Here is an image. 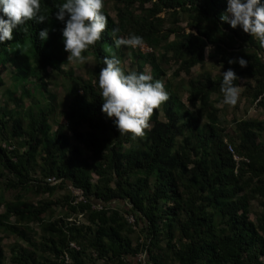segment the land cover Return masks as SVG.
Instances as JSON below:
<instances>
[{
  "label": "trees",
  "instance_id": "1",
  "mask_svg": "<svg viewBox=\"0 0 264 264\" xmlns=\"http://www.w3.org/2000/svg\"><path fill=\"white\" fill-rule=\"evenodd\" d=\"M113 1L117 19L104 7L108 26L85 51L96 62L89 79L61 66L69 53L55 12L65 0H41L49 19L17 26L13 39L0 44V63L13 65L22 85L20 95L10 92L0 106V188L14 193L7 201L0 192V231L17 239L10 264H143L135 261L142 253L145 264H264V212L251 220L252 201L264 204V120L238 121L235 136L227 132V108L213 99L223 98V74L204 72L186 83L188 100L205 109L196 116L166 83L170 97L154 110L143 136L119 132L114 118L101 111L98 86L109 46L122 66L130 47L117 48L114 41L134 33L152 53L132 52L136 68L122 67L125 72L144 73L149 62L154 79L163 80L172 62L180 66L176 77L189 76L209 58L222 71L233 68L235 84L245 79L243 96L264 111V46L221 21L226 0ZM183 19L191 31L179 25ZM45 27L49 37L41 41ZM240 57L248 60L246 67ZM49 68L70 86V102L60 112L65 123L54 122V95L44 105L28 87L32 79V85H44L42 98L49 93ZM229 145L248 162L238 164ZM83 154L88 161L80 159ZM38 171L40 178L34 176ZM51 177L58 182L49 183ZM71 187L84 192L83 201ZM60 190L68 194L58 200L37 205L29 199ZM113 201L129 209L112 207ZM80 215L87 224L68 221ZM0 264H7L1 245Z\"/></svg>",
  "mask_w": 264,
  "mask_h": 264
},
{
  "label": "clouds",
  "instance_id": "2",
  "mask_svg": "<svg viewBox=\"0 0 264 264\" xmlns=\"http://www.w3.org/2000/svg\"><path fill=\"white\" fill-rule=\"evenodd\" d=\"M226 5L221 21L230 24L233 29L240 27L264 46V0H226ZM104 7L105 0H65L56 6L55 17L64 25L61 31L65 51L69 53L68 60L78 63L87 61L85 51L101 40L108 26ZM0 13V44L13 39V30L17 26L28 21L43 23L49 19L42 12L41 0H0ZM49 31L48 27L39 31L41 41L48 39ZM118 31L112 29L113 34ZM114 43L117 48L123 45L135 49L142 48L145 40L133 33L127 38H117ZM211 47L209 45L208 49ZM107 51L112 54L104 57L106 66L101 68L98 80L103 100L101 111L108 118H114L113 123L120 133L143 136L150 128L154 110L169 99L170 93L164 82L154 79L151 74L125 72L111 46ZM228 63L234 64L237 60L230 59ZM238 63L246 67L248 60L240 57ZM222 74L223 103L236 105L240 98V85L234 81L239 77L231 67Z\"/></svg>",
  "mask_w": 264,
  "mask_h": 264
},
{
  "label": "rangeland",
  "instance_id": "3",
  "mask_svg": "<svg viewBox=\"0 0 264 264\" xmlns=\"http://www.w3.org/2000/svg\"><path fill=\"white\" fill-rule=\"evenodd\" d=\"M105 8L110 12V15L117 19V9H116V4L115 1L113 0H105ZM138 12V10L136 11ZM163 15V14H162ZM172 24H168V27H170ZM183 28H186L187 31H191L190 27L188 25V22L183 19V21L179 24ZM195 32V30H193ZM125 38V37H124ZM18 48V47H17ZM213 48V47H211ZM140 50L143 54L146 53H152V49L149 48L146 44L144 46L138 47V48H127V58L125 59L124 63L122 64V67L131 70V68H136V63L135 59L132 57V52H137ZM88 57L87 61L84 63H78L75 61H70L68 60V57L66 59V62H64L61 66L65 70H73L76 75L83 77L85 79H89L90 73L92 72V69L95 67L96 62L91 53H84ZM156 57H158L156 55ZM180 66H176L174 63H170L169 66H166V71L167 75L163 77L162 81L164 84L171 82V85L173 88H176L180 91L182 94V102L185 104V106L188 107L192 112H194V116L201 115L205 113V109L200 107L199 104L196 106H193L191 102L188 100V93L186 92V83L192 78H197L200 77L204 72H210L213 75H218L221 74L223 71L220 66L217 65V63L210 61L208 58L206 61V67L202 68L200 66H197L193 69L191 75H186L185 73H182L179 77H176L175 71ZM152 64L151 63H146L144 67V73L151 74L152 71ZM48 72L50 73V78L47 79L46 82H44L49 90V93H43V98L41 97L42 88L44 89V85L41 83H35L32 85V79L31 83L28 86L31 93L35 92V95L38 97L37 99L41 100L44 105L50 101L48 99V96L50 94L54 95V97L57 98V104H58V111L55 117L54 122H59V123H65V119L61 115V110L65 109L70 102V86L69 84L64 81L63 79L59 78L56 74L52 73V70L49 68ZM15 69L12 64H6L5 66L0 63V106L3 107L6 102L9 101L10 99V92L12 94H17L20 95L22 92V85L16 79V76H14ZM30 78L32 77V74L30 75ZM36 80H39V78L35 77ZM245 79L240 80V98L238 100V103L236 105H225L223 103V98H219L218 96H214L213 99L216 101V105L219 108H223L224 106L227 108L225 112V117L223 119L226 121V130L231 136H235L237 132V127H236V122L242 121V120H250V119H255L257 121H262L264 120V111L261 108H258L256 105L252 104L250 100L246 99L243 96V92L245 89L244 86ZM30 97V96H28ZM28 97L26 99V102L29 103ZM11 107H14V103H10ZM56 130V125H54L53 131ZM20 140H18L19 142ZM17 147H20V144L18 143ZM80 159L83 161H88V157L90 155L88 154H83L80 155ZM41 172L38 171L37 173L34 174L35 177L40 178ZM92 179L95 182L97 176L95 174H92ZM0 192L3 193L5 200L11 201L13 200L14 193L11 191H6L4 188H0ZM67 193V190H60L56 191L54 193H49V194H42L39 196H35L32 198V194L29 195V199L34 202L35 204L39 205L42 201L46 199H53V200H58L63 198ZM99 201H95L96 204H98ZM112 207H116L119 209H129V207L125 204V202H120V201H113L111 203ZM2 213H5V208L1 209ZM58 213L63 212L62 208H58L56 210ZM264 212V204L260 201H252V213H251V220L254 222H257L258 216ZM80 216H72L68 219L70 222H75L77 220L78 222H83V224H87L85 221L84 217ZM12 222H14V219H11ZM32 226V225H31ZM35 226V225H34ZM17 243V239L14 235H11L8 232L5 231H0V245L4 248L5 251V256H6V262L7 264H10V258H11V247L14 246ZM24 244V243H22ZM137 262V258L135 259Z\"/></svg>",
  "mask_w": 264,
  "mask_h": 264
},
{
  "label": "built area",
  "instance_id": "4",
  "mask_svg": "<svg viewBox=\"0 0 264 264\" xmlns=\"http://www.w3.org/2000/svg\"><path fill=\"white\" fill-rule=\"evenodd\" d=\"M229 151L234 155V160H235L238 164H239V162H241V161L248 162V160H247L246 158H241V157H239V156L236 154L234 148H233L231 145H229ZM47 181H48L49 183H51V184H55V183L58 182L54 177L48 178ZM71 188H72V187H71ZM72 191H73V193L76 195V197H77V201H83V200H84L85 197H84V192H83L82 190L72 188ZM99 208H101V207H99ZM81 217H84V216L82 215ZM126 218H127L128 222H129L130 224H134V223H135V218H134L132 215H126ZM75 222H77V224H83V222H78L77 220H75ZM84 224H85V223H84ZM71 246H72L73 248H75V249L78 250V247H77L75 244H72ZM146 256H147L146 253H142V254H140V255L137 257V262H142L143 264H145V263H146ZM66 261H67V262L70 261L68 257H66Z\"/></svg>",
  "mask_w": 264,
  "mask_h": 264
}]
</instances>
